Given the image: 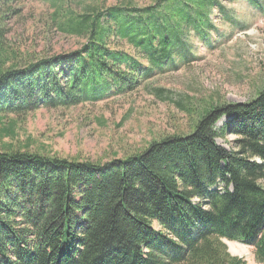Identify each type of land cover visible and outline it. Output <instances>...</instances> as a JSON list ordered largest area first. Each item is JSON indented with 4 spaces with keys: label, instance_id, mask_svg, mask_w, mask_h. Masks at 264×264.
<instances>
[{
    "label": "trees",
    "instance_id": "1",
    "mask_svg": "<svg viewBox=\"0 0 264 264\" xmlns=\"http://www.w3.org/2000/svg\"><path fill=\"white\" fill-rule=\"evenodd\" d=\"M153 3L97 2L79 14L59 6L58 28L85 39L63 55L16 60L0 40V137L14 139L30 111L133 89L184 57L188 34L207 43L218 0ZM190 129L106 162L33 151L29 139L24 149L5 145L0 264H246L223 239L253 246L264 263V87L247 102L206 104ZM227 133L235 149L216 142Z\"/></svg>",
    "mask_w": 264,
    "mask_h": 264
},
{
    "label": "rangeland",
    "instance_id": "2",
    "mask_svg": "<svg viewBox=\"0 0 264 264\" xmlns=\"http://www.w3.org/2000/svg\"><path fill=\"white\" fill-rule=\"evenodd\" d=\"M154 1L0 0V40L14 50L16 60L67 54L79 49L85 39L58 28L65 19L63 11L53 15L59 6L79 14L83 7L97 2L105 9L126 2L141 7ZM211 12L213 26L204 33L207 43L188 34L184 38L186 55L176 56L174 65L168 63L143 75L124 93L69 108H39L19 116L22 120L14 139L0 137V149L8 143L24 149L29 139L33 151L106 162L138 152L161 136L190 132L195 114L206 104L249 101L264 87V0H218ZM117 47L132 53L124 42ZM142 63L146 65L144 60ZM229 119L220 117L216 128ZM235 139L227 133L216 142L231 150ZM224 242L231 254L246 264H264L256 261L253 246Z\"/></svg>",
    "mask_w": 264,
    "mask_h": 264
},
{
    "label": "bare ground",
    "instance_id": "3",
    "mask_svg": "<svg viewBox=\"0 0 264 264\" xmlns=\"http://www.w3.org/2000/svg\"><path fill=\"white\" fill-rule=\"evenodd\" d=\"M236 254V253H235Z\"/></svg>",
    "mask_w": 264,
    "mask_h": 264
}]
</instances>
